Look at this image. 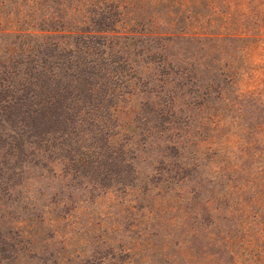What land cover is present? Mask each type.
Here are the masks:
<instances>
[{
	"label": "trees",
	"instance_id": "trees-1",
	"mask_svg": "<svg viewBox=\"0 0 264 264\" xmlns=\"http://www.w3.org/2000/svg\"><path fill=\"white\" fill-rule=\"evenodd\" d=\"M54 2L70 8L79 27L47 31L59 41L46 42L52 48L43 51L54 54L45 68L68 78L65 92L124 97L126 107H106L115 119L124 112L137 123L131 133H143L131 160L148 168L151 153L161 156L142 182L163 194L158 207L130 195L120 204L133 221L149 222L153 212L160 222L168 217L172 230L153 249L154 264H193L183 237L196 232L218 237L216 253L198 264H264V0H31L29 10L24 0H0L3 104H14L35 78L26 71L42 29L22 19L37 16L34 6L44 13ZM43 20L58 24L49 13ZM82 99L80 113L105 104ZM148 189L137 190L146 198ZM118 249L105 259L138 264L142 248Z\"/></svg>",
	"mask_w": 264,
	"mask_h": 264
},
{
	"label": "rangeland",
	"instance_id": "rangeland-1",
	"mask_svg": "<svg viewBox=\"0 0 264 264\" xmlns=\"http://www.w3.org/2000/svg\"><path fill=\"white\" fill-rule=\"evenodd\" d=\"M30 2L24 0L27 10ZM58 4L44 10L58 24L43 20V7L29 6L40 10L34 19L24 17L22 22L34 30L42 29L43 36L38 39L37 57L30 60L26 71L35 78L22 85L26 93L16 95L14 104H3L7 93L0 91V264H123L105 259L119 254L120 246L142 248L138 264H154L153 249L167 243L164 235L172 230L168 217L160 222L153 212L149 222L133 221L120 204L124 195H130L139 197L137 204L158 207L163 194L142 182L152 175L158 166L152 164L161 156L151 153L146 159L148 168L131 160L135 158L131 155L135 139L136 143L144 139L143 133H131L128 128L134 130L137 123L129 122L124 112L115 119L106 107L114 102L126 107L124 97L108 91H101L99 97L92 92H65L68 78L60 69L54 73L45 68L51 65L49 56L54 54L43 51L52 48L46 42L59 41L56 33L47 31H77L79 27L71 19V9ZM82 98L105 104L93 112L80 113ZM5 106L8 108L1 109ZM118 181L131 182L136 189L123 188ZM141 186L149 188L146 198L144 191L137 190ZM132 221L134 228L129 229ZM156 232L158 237L153 238ZM214 233L183 237L193 264L216 253L218 237Z\"/></svg>",
	"mask_w": 264,
	"mask_h": 264
}]
</instances>
